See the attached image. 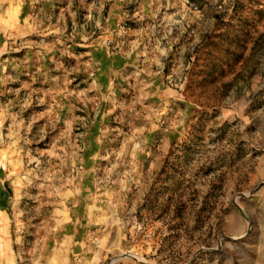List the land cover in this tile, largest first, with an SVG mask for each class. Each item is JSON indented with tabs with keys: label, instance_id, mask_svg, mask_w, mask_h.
I'll use <instances>...</instances> for the list:
<instances>
[{
	"label": "rangeland",
	"instance_id": "1",
	"mask_svg": "<svg viewBox=\"0 0 264 264\" xmlns=\"http://www.w3.org/2000/svg\"><path fill=\"white\" fill-rule=\"evenodd\" d=\"M0 264H264V0H0Z\"/></svg>",
	"mask_w": 264,
	"mask_h": 264
}]
</instances>
